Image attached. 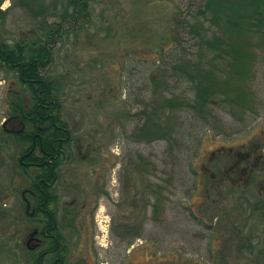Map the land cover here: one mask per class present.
<instances>
[{
  "label": "rangeland",
  "instance_id": "1",
  "mask_svg": "<svg viewBox=\"0 0 264 264\" xmlns=\"http://www.w3.org/2000/svg\"><path fill=\"white\" fill-rule=\"evenodd\" d=\"M27 1L2 0L4 39L39 25L34 8L44 7L51 21L61 20L63 2L55 9L56 0H38V8ZM194 4L91 0L88 18L70 25L50 66L61 82L63 118L75 137L102 146L87 162L77 164L73 157V193L59 188L60 206L67 207L76 192L79 197L94 192L98 200L109 194L112 209L117 207L110 210L112 231L118 238L130 228L135 234L129 244L114 241L116 248L110 241L108 254L117 250L116 260L109 256L117 264H264V148L257 164H240L238 178L230 169L238 160L232 153L264 143V53L246 84L254 96L252 109L226 102L223 95L202 112L165 105L174 98L185 104L193 96L192 81L175 62L198 58L196 41L191 33H184V43L175 38L185 30L182 13ZM16 87L15 75L0 69V264H30L22 248L29 247L32 232L24 217L29 179L15 170L29 144L14 137L7 142L3 132L12 114L9 91ZM82 149L80 155L91 154L86 144ZM101 208L108 213L105 201ZM64 232L71 262L87 258L96 264L95 239L76 227Z\"/></svg>",
  "mask_w": 264,
  "mask_h": 264
},
{
  "label": "trees",
  "instance_id": "2",
  "mask_svg": "<svg viewBox=\"0 0 264 264\" xmlns=\"http://www.w3.org/2000/svg\"><path fill=\"white\" fill-rule=\"evenodd\" d=\"M20 0L19 4H24ZM26 5L31 6V1L40 3L38 0H29ZM64 3V12L61 20H50L44 7L34 10L33 15L40 17L41 22L32 28L30 33L22 34L12 40L4 39L0 35V69H6L15 75L17 87L9 91L13 98L10 103L12 114L18 115V119L25 124L23 130L8 132L4 127V133L11 142L14 137L29 145L22 150L15 170L20 168V174L25 175L29 181L25 189L38 192L40 200L37 205L51 207L57 197L50 192L48 183L52 181L50 164L46 162L48 152L56 154L55 147L63 148L67 140L54 139L66 137L68 132L62 127L68 126L62 118L63 89L61 82L50 71V66L55 58V50L62 37L67 33L73 23L81 19H87L91 0H56ZM194 8L191 12L182 13L183 30L175 38V42L183 43L184 33H191L196 41L199 56L196 59L180 61L175 67L184 71L193 84V96L188 101L180 103L179 98L169 100L165 105L171 107H189L196 111H204L217 95H223L226 102H237L244 110L253 108L254 96L249 91L248 85L253 76L256 61L264 53V0H191ZM2 0H0L1 5ZM34 5V4H33ZM32 10V11H33ZM4 12L0 8V29L3 25ZM55 15V14H54ZM42 16V17H41ZM70 23V24H68ZM188 28V30H186ZM246 86L247 89H244ZM40 133L42 142H37L36 153L34 136ZM264 143L259 149L247 146V150L232 153V159H238L233 170L238 178L240 164L247 168L257 164L262 159ZM232 150V149H230ZM23 157L24 163L21 162ZM240 161V163H239ZM40 162L38 173L33 175L29 170L35 168L33 163ZM46 162V163H45ZM36 169V168H35ZM17 173V172H15ZM229 173H226V176ZM224 175V178H226ZM231 177H235L230 174ZM43 182L38 185L39 179ZM30 196L32 203L34 198ZM26 194V195H27ZM30 201V202H31ZM24 217L33 225V218L26 213ZM47 217V214H46ZM54 224L49 217L43 224L44 228ZM32 231H33V226ZM58 231V230H57ZM61 245L56 246L55 241H47L44 250L37 253L30 247H22L27 254L30 264H42L40 255L53 253L63 254L67 250L66 240L59 234ZM67 253V252H66ZM48 264V263H47Z\"/></svg>",
  "mask_w": 264,
  "mask_h": 264
},
{
  "label": "flooded vegetation",
  "instance_id": "3",
  "mask_svg": "<svg viewBox=\"0 0 264 264\" xmlns=\"http://www.w3.org/2000/svg\"><path fill=\"white\" fill-rule=\"evenodd\" d=\"M62 118H63V111H62ZM8 126L9 124H12L10 128L6 125V130L8 132H17L19 130H23L25 124L22 120L18 119V115L11 114L8 118ZM64 119V118H63ZM66 120V119H64ZM67 127H62L63 130L68 132V135L66 137H61L54 139L52 142V145L55 146V142L57 140H67V143L64 144L63 148L55 147V150L57 151L56 154H53L52 152H48L49 155L48 160L46 162H49L50 164V171H51V178L52 181L48 183L50 192L53 194L54 197H57L55 202H52L51 207H43L42 204L37 205V202L40 200V195H38V192L35 191H28L26 192L29 194H32L34 198V203L31 202L32 210L31 208H26V214L29 217L33 218V231L30 234L29 238L32 239V246L31 248L35 250V252L39 253L44 250V245L47 241H55L56 246L61 245L63 246L62 242L59 239V234H62L64 237V240H66V247L67 250L64 251L63 254H53L49 253L48 255H40L39 257L41 259L42 264H73L70 260L69 255V245L67 243V235L64 232V229L67 227H72L73 229L76 227L80 231V233L87 234V236H92L93 239H95V245H97V251L99 252V256L95 257L97 258L96 264H117V262H113L116 260L117 250L115 249V254H108L110 252V241L114 248H116L117 243L113 244L115 242H119L121 244H129L133 241L134 235L131 231V228L127 232V234H124L123 237H116V234L112 231L111 226V214L110 210H115L117 207L115 206L112 209V206L115 205L114 200H110V196L108 193L103 197H101L99 200L94 192L84 195V197L77 196L78 192L74 193L75 197L73 200L67 204V207H61L60 202L62 200V196L59 192V188L65 189L67 191L68 195L72 194L71 189L73 187L72 183V175L69 171V165L70 163L73 164L71 161L74 157L75 162L77 164H80L81 162H87L89 160H92L91 158L98 156L101 145H93L89 142V140L85 141L84 144H86V150L91 151V154H84L80 155V153H83L82 144L79 142L73 132V128L71 127V124L68 120ZM43 137L40 133H36L34 136V147L37 154H39V150L36 148L37 142H42ZM99 142V141H98ZM113 146V145H112ZM75 148V149H73ZM112 151L115 152V149L112 148ZM21 162L24 163L23 157H21ZM45 162V163H46ZM40 162L33 163V165L36 168V172L38 173V168L40 166ZM91 173V170L89 174ZM97 179H100V173L98 174ZM43 182V179L40 178L38 181V185H41ZM80 196H82L80 194ZM80 200H82V203L80 206H78ZM106 202V211L108 213L101 214V204L102 202ZM47 214V217H46ZM51 218L54 222V224L51 227L44 228L43 224H45V221L48 220V218ZM76 221H79V224H76ZM105 221V224L103 223ZM108 226V229L107 227ZM131 227V226H129ZM107 229V230H106ZM58 230V231H57ZM133 237V238H132ZM114 238H117L114 239ZM135 247L132 245V248ZM132 251V250H130ZM67 252V253H66ZM103 252V253H102ZM108 254V255H107ZM115 257V260L113 257ZM78 262H76L77 264ZM82 264H92L87 258H85V261ZM95 264V263H94Z\"/></svg>",
  "mask_w": 264,
  "mask_h": 264
},
{
  "label": "water",
  "instance_id": "4",
  "mask_svg": "<svg viewBox=\"0 0 264 264\" xmlns=\"http://www.w3.org/2000/svg\"><path fill=\"white\" fill-rule=\"evenodd\" d=\"M7 123H8V120H6V121L3 123V126L5 127V126L7 125ZM25 192H26V191H24L23 194H25ZM30 206H31V205H30V202H28V209L30 208ZM32 239H33V238H30V239H29V244H30V242L32 241Z\"/></svg>",
  "mask_w": 264,
  "mask_h": 264
}]
</instances>
